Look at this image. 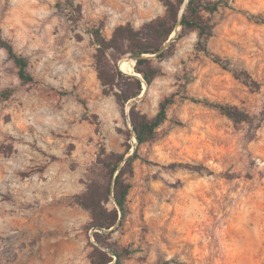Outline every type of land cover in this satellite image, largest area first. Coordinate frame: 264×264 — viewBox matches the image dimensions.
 <instances>
[{"label": "rangeland", "instance_id": "374dc122", "mask_svg": "<svg viewBox=\"0 0 264 264\" xmlns=\"http://www.w3.org/2000/svg\"><path fill=\"white\" fill-rule=\"evenodd\" d=\"M164 12L161 0H0L2 35L34 79L23 84L0 48V264H90V216L74 196L107 179L101 162L131 154L130 106L152 117L173 93L167 119L138 146L130 213L112 234L135 251L124 264H264V24L250 18L264 19V0H229L213 14L206 47L225 66L188 31L163 59L149 55L160 73L120 104L117 88L98 79L88 29L101 25L109 38ZM131 59L116 60L126 75ZM242 70L256 86L235 77ZM183 95L237 106L252 120L233 123Z\"/></svg>", "mask_w": 264, "mask_h": 264}, {"label": "trees", "instance_id": "16d2710c", "mask_svg": "<svg viewBox=\"0 0 264 264\" xmlns=\"http://www.w3.org/2000/svg\"><path fill=\"white\" fill-rule=\"evenodd\" d=\"M165 12L161 16L143 23L140 28L134 29L130 24L118 25L107 38L102 34L101 25L88 29L95 45V68L101 85L113 91L115 99L120 104L137 97L141 92L142 82L147 86L160 73L153 64L154 55L157 59H163L171 54L174 49V41L182 37L188 31H196L198 40L196 48L212 59L213 62L223 65L221 57L212 53L206 47V40L211 36L214 23L212 16L220 7H228L229 0H187L183 11L180 13L184 0H161ZM255 22L263 23L257 15H250ZM176 31L173 41L166 44L169 36ZM0 48L4 49L13 62L17 76L23 84L34 82L27 70L28 62L25 57L17 53L12 44L6 40L0 27ZM121 56H129L135 59L133 65L134 74L126 75L118 69L116 60ZM140 75L139 76H137ZM237 79H241L250 86L257 83L250 75L242 70L234 73ZM119 80H125L119 84ZM181 85L185 92V85ZM9 89L5 96L10 94ZM176 93L165 96L158 104V110L152 117L139 114L134 111V105L130 106V123L136 140V145L131 154L125 158V154L113 155L109 160L100 163L105 170L106 180H92L86 190L74 196L75 202L89 212L90 220L86 229L91 230L89 238L90 251L88 259L90 264H124L133 252L131 244H121L113 239L115 231H122L130 213L128 206V194L131 188L130 178L133 176V161L138 157L137 149L142 143L155 137L158 127L167 119V110L174 103ZM182 97L195 103L216 108L221 114L229 118L233 123L249 122L251 115L233 105L211 103L208 100H200L189 95ZM264 116V110L261 112ZM150 162V161H147ZM183 167L194 169L198 172L206 170V167L190 163L179 164ZM111 203V206H108ZM154 264H170L163 260Z\"/></svg>", "mask_w": 264, "mask_h": 264}, {"label": "bare ground", "instance_id": "6f19581e", "mask_svg": "<svg viewBox=\"0 0 264 264\" xmlns=\"http://www.w3.org/2000/svg\"><path fill=\"white\" fill-rule=\"evenodd\" d=\"M131 62H132V63H134V60H133V59H131ZM124 63H125V61H124V60H121V61H120V65H121V66H123V65H124ZM132 63H131V64H132ZM133 73H134V72H133Z\"/></svg>", "mask_w": 264, "mask_h": 264}, {"label": "water", "instance_id": "95a60500", "mask_svg": "<svg viewBox=\"0 0 264 264\" xmlns=\"http://www.w3.org/2000/svg\"><path fill=\"white\" fill-rule=\"evenodd\" d=\"M186 2H187V0H184V4H183V6H182V9L180 10V13H179V15H180V14H181V12L183 11V9H184V6H185ZM133 60H134V62H135V59H133Z\"/></svg>", "mask_w": 264, "mask_h": 264}]
</instances>
